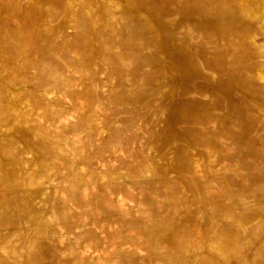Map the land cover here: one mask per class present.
Segmentation results:
<instances>
[{
    "label": "rangeland",
    "instance_id": "1",
    "mask_svg": "<svg viewBox=\"0 0 264 264\" xmlns=\"http://www.w3.org/2000/svg\"><path fill=\"white\" fill-rule=\"evenodd\" d=\"M0 264H264V0H0Z\"/></svg>",
    "mask_w": 264,
    "mask_h": 264
}]
</instances>
